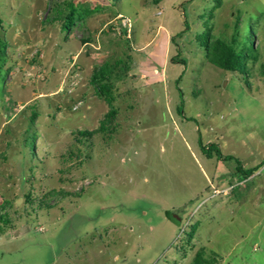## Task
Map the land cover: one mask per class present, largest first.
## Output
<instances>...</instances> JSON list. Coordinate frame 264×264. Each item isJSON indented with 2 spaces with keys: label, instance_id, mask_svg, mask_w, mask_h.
<instances>
[{
  "label": "rangeland",
  "instance_id": "1",
  "mask_svg": "<svg viewBox=\"0 0 264 264\" xmlns=\"http://www.w3.org/2000/svg\"><path fill=\"white\" fill-rule=\"evenodd\" d=\"M207 17L254 24L248 74L206 60ZM0 40V264H264V0H0Z\"/></svg>",
  "mask_w": 264,
  "mask_h": 264
},
{
  "label": "trees",
  "instance_id": "2",
  "mask_svg": "<svg viewBox=\"0 0 264 264\" xmlns=\"http://www.w3.org/2000/svg\"><path fill=\"white\" fill-rule=\"evenodd\" d=\"M221 0H216V3H220ZM213 9V8H212ZM87 10L83 12L76 8L75 6H70L67 8V12L63 16L62 29L68 30L72 24L79 18H82L83 14H85ZM212 10L210 9L208 15L211 16ZM202 14L201 16H203ZM208 17L204 20L205 28L200 31L196 35V39L198 40V48L209 63L214 64L215 66L228 71V72H236L241 74H248L249 68L251 64H254L258 58L259 53L261 52V48L255 47L252 43L253 41V30L254 24L248 21V25L242 37H240L239 32L237 30V23L234 24L235 32L232 33L229 37L224 35L223 32L218 34L212 33L211 27L208 25ZM184 24L187 27L188 21L184 18ZM186 29V28H185ZM180 30L175 35L180 36L184 30ZM252 29V30H251ZM202 49V50H201ZM172 59H175L174 62H180L185 64V59L178 57L177 55L173 56ZM5 60V43L0 40V70L3 68ZM122 64L120 59L115 60L114 63L104 62L100 65L91 75V83L93 84L97 93L103 97L109 105L114 99L113 95V80L117 79L120 74L118 73V67ZM127 67V66H126ZM115 74V75H114ZM181 95V93H180ZM178 111L180 108L177 109ZM115 114L114 108H111L107 113L106 117H112ZM35 112L31 115V121L35 117ZM103 121L101 122V126L99 129H103ZM81 134H89L88 131H82ZM198 143L200 144L201 150L205 153L207 157H219L221 156V150L214 143H203L201 139H198ZM224 160L235 162V176L236 179L242 181L246 179L250 174H252L259 165L245 167L242 166L241 162L230 155H224ZM170 211H166V216L170 218L176 224L179 223V216L173 217ZM6 215H0V221H6ZM191 228L189 232V237L192 236ZM206 262V258L203 256L202 249H199L194 254L192 260L189 264H204Z\"/></svg>",
  "mask_w": 264,
  "mask_h": 264
},
{
  "label": "water",
  "instance_id": "3",
  "mask_svg": "<svg viewBox=\"0 0 264 264\" xmlns=\"http://www.w3.org/2000/svg\"><path fill=\"white\" fill-rule=\"evenodd\" d=\"M173 217H177L176 215H173Z\"/></svg>",
  "mask_w": 264,
  "mask_h": 264
}]
</instances>
